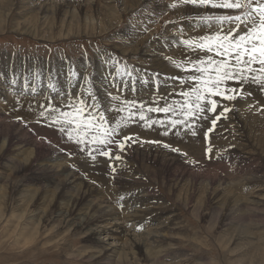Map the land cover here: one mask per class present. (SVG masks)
<instances>
[{
    "label": "rangeland",
    "instance_id": "1",
    "mask_svg": "<svg viewBox=\"0 0 264 264\" xmlns=\"http://www.w3.org/2000/svg\"><path fill=\"white\" fill-rule=\"evenodd\" d=\"M144 1L145 0H141V2L140 0H132L133 6L135 5L138 6V3H140V5L138 6L137 9H135V11L130 12V14H127L126 17L124 16L122 17L123 22L120 23V25H118L119 27H116L115 31L121 29V26L126 27L128 25H134L138 21H142L145 15L152 14L151 12L152 10H150L151 8L145 7L143 9ZM50 2L54 5L53 13L55 14L62 1L51 0ZM36 3L38 2H35V4ZM10 4L12 5L8 6L7 4L0 2V61L2 63L6 62L7 60L6 57H10V59L13 61L14 67L12 68V70L14 72V79L10 81V85H11L10 87L12 89H10L9 92V96L11 95L10 97H12L10 98V101H12V103L4 100L0 101V110L3 111L5 114L7 113L6 116L0 117V119L3 120L9 119L11 121L16 119L13 113L14 107L9 106L10 108H12L10 109L7 103L13 105L15 104V100H22V99H25L28 102H33L34 100H36L35 98H39L38 95L32 96L29 95L28 92L27 93L23 92L24 94H22L18 91V88L15 87L17 84H19V80H18L19 78H16V73H18L22 68H24L27 73L32 70L37 71V75L35 76V79L27 78L29 82H27L26 85L24 84V87L27 89L34 88L36 86V83L42 81V75L45 74L42 73L43 69L39 70L41 66L49 64L54 67L59 63H63V64L69 63L71 67L74 65L72 68L73 69L72 72L76 73L77 66L75 64L78 61L79 63L85 61L86 62L93 61L94 55L98 51L100 52L101 50H105L111 56L116 57L115 59L119 62L120 66L122 67L123 73L125 75L123 79L124 82H126L131 86H135V83L132 82H137V81L147 82L150 85V89L146 93L145 91L143 92V89H141L140 87L139 88L142 90V92L139 88H137L136 90H131V92L129 90L126 91L120 88L118 90L110 89L113 93V96L119 95L122 97L123 100L143 102L145 120L139 119L140 103H137L131 109V111L128 110L126 105H121V107L124 108V111H119L115 107V105L119 104L118 101L110 100L111 102L109 101L107 102L101 100L99 96H96L98 100L102 102V107L100 110L105 111L106 120L109 122L108 126H111L110 124L111 118L114 117L112 115H114L116 111H117L116 113L117 116H119L120 118V122L122 121L121 123L126 125H133L132 127L129 128L130 130L128 129L126 133H130V132L134 133L133 129H135V127L139 128V129L137 128L138 129L137 131L140 132V134L144 133L141 130H145V131L147 130L148 133H151L154 130V128H152L151 126L159 125L160 127L163 124L165 125V127L163 126L162 130L168 129L172 132L173 129L170 128H175L176 125L173 126L171 124V120H177L180 121V123H177L178 128L176 127L177 128L176 130L179 129L178 130L179 132L176 131L174 135L177 138L175 137V139L172 140L173 147L176 148L177 151L185 150L186 152L189 151V153L190 151L193 152L194 150L196 155L200 156L201 158H205L208 164L210 165L213 164L211 168H209L210 170L216 169L223 173L225 182L228 183L227 185L236 183L240 177L248 176L247 172L245 171L242 173L237 172L238 167L240 166L239 158L242 159L241 162L245 166L248 165L253 168L258 167V169L259 168L262 169V171L259 172L260 174L258 173L253 177L259 176L260 178L261 176L262 177L264 176L263 175L264 174L263 172L264 171V93L257 90L255 86H250V85L245 86L246 88L245 90L250 91L251 95H248L243 99L242 98L239 99L240 96L239 97L237 96V99L233 101H227V100L222 101V104L226 105L230 109V111H240L243 114V119L245 120L246 128L245 127L243 128L242 135L245 132L244 133L245 140L247 141L246 144L248 146L240 143L236 145L235 144L236 142L234 143V141L231 140L229 141V139H227L224 136L226 135V132L228 130L227 128L228 124L233 125L232 127L233 131L237 130L236 128L237 125H235L233 121L229 120L228 124H226V122H223L222 124L219 123L218 126V122L224 120L230 111L223 112V108L220 105H218L215 112H207V111L203 113L197 112L192 116H185L183 110H181L179 107V105L183 103L184 97L179 93H181L182 91H188L189 87L188 85H182L179 79H178L179 80L178 87L175 86L174 91H168L166 88L163 91H161V93H156L155 95H152V85L157 90V84L154 82V78H151L149 75H145L143 73L142 74L135 73L133 70L134 65H136L137 63H140L142 65L146 64L147 67L142 65L138 66V68H142L144 70L149 69L150 64L147 61L137 62L138 60H135L133 57L129 55H128L129 57L122 56L121 51L116 49L115 45L112 46L111 44L114 42L118 43L120 40V39H113L116 35L109 37L112 32L106 37L104 36L105 38L104 37L101 38L99 36L97 37L96 35L90 37V35L92 34V32H90V27L84 24L82 20L83 21L86 20L87 23L88 22L93 23L94 20L88 19L85 12L80 13L79 16L81 20L80 22L75 20L72 21L69 26L63 28L64 30L62 32L63 34L60 35L59 29L61 26L57 15L54 16L49 15V17L46 18V20L44 21V19H41L40 13L36 9H33L36 5H28V4L17 5L15 2H11ZM182 6L185 12L190 14L182 15L180 16V18L178 17L179 18L178 20H176L177 19L176 18L175 20L173 19L172 21L165 22L166 23L165 26L166 25L169 26L165 30L166 32L163 31L164 33L161 32L159 34L158 36L159 41L165 40L164 38H166L169 35L172 34L174 35V33L176 32V28H178V26H181L183 24L186 25L188 23L190 25L195 26L191 30H194L193 34L199 35L200 37L205 35L215 34L217 31L220 30V25L215 21H210V22L201 21L199 19L200 17L205 15H228L241 11L237 9H212L210 6L209 7H197L193 5H182ZM192 12H196V13H192ZM229 27L230 25L225 23L223 25L224 31H227ZM178 29L180 32H178V34L175 33L177 37L181 38L180 36H182L181 39H183V37L184 39L189 38L190 36L194 37V35H191L192 33L185 34L184 27L181 28L179 27ZM180 29L182 30L184 29L183 32ZM85 31L86 33H84ZM152 31H153L152 29L145 31V35H150ZM241 31H243V26L241 27ZM66 33L69 34L68 35L69 37H66L67 35ZM74 34L76 36H74ZM161 36L164 38H162ZM192 39L193 38H190V40ZM176 42L178 41L173 42L175 46L180 45V47L183 50H185L186 48L189 50L188 52L179 53L178 55V56H183V58L185 59L189 57L191 59H198L199 58L198 56L197 57L192 56L193 53L201 54L203 56L208 55V53L200 52L198 49L193 50L188 48L186 45L182 43V41L178 43ZM18 58L34 60L35 61L34 65L36 66L37 70L31 67L32 65L31 66L16 65V60ZM87 72L90 75V76L88 75V81H91L94 75L91 71L88 70V68H87ZM182 73H183L182 77L185 78L186 76L187 78L188 74L190 75V68L189 70H183ZM51 75H49L48 85L56 86L59 82V77H60L59 75L57 76V70L52 71ZM160 81H161L160 79L157 80V82ZM229 83L232 82L230 81ZM164 85L171 86L170 84H168L167 81H165ZM92 89L93 86L91 85L90 90ZM91 92L94 91L92 90ZM60 96L62 95L60 94ZM64 96L69 97L65 93ZM84 96L83 97L86 98V100L88 99L87 102L90 103L91 102L90 95L86 94ZM151 96L154 99H156V101H158V104L148 100V98H150ZM65 97H61L59 99L58 97L53 96L51 101L47 100L45 97H41V98L47 100L48 104L50 103L57 104L59 101L67 99ZM212 99L221 101V97H212ZM166 103L172 104L176 110L171 111L168 114H165L163 112H159V114H157V112L147 111L148 107H163L165 106ZM149 104H151L152 106L151 105L149 106ZM53 106H48V109L49 110L53 109L54 108ZM36 109L39 110L38 107ZM26 111L31 112L29 110ZM60 111L61 110H57L52 114L59 117ZM93 111L95 112L94 109ZM45 112L46 110L43 111V113ZM181 112L182 114H180ZM221 112H223V115L220 116V119L217 120L215 126H213L212 120L216 117V115L220 114ZM96 115L98 116L99 113L96 112ZM205 116L207 118H205ZM40 120L44 121V119H40ZM147 121L149 124H146ZM141 123L143 124L141 125ZM30 124L31 126L33 124V126H35L34 128L36 129L38 128L39 132L43 130L46 131L49 134L52 141L56 143L57 146L65 147V149L68 152L71 150L70 151L71 154L69 158H74V160L76 159L77 161H79L77 164L76 162H73V165L74 168L76 169L78 168L84 172V173L82 172V174L85 176V177L83 176L84 182L88 183L93 180L92 182H94L95 185L97 186L99 185L98 187L100 189H103V192L111 187V182L113 179V177L111 176H115L116 173L115 170L106 171V166H105L106 160H105V164H103L102 161L104 160L103 153L108 151L107 152L108 158H106L104 155V158L107 160L110 159V154L111 156L116 158L117 154L119 155V150L121 149V147L119 146L120 143H122L123 146L125 147L127 141L129 140V139H125L126 137H130L131 135H135V136L130 139H135L137 136L139 137L138 134H131L122 137L119 134L113 133L111 134L113 143L104 145V144L94 143L89 140L84 144L77 145V143H75V136H76L75 130L72 131V136L74 138L73 140L70 141L67 131L61 133L59 131L60 125L54 124L53 121L47 125H45L44 122L38 123V121H34V122L32 121ZM180 126L181 128H179ZM221 132H222V137H220L221 135H219L221 134ZM163 134H165V132H162L160 136L165 137L166 135ZM180 134H183L181 138L179 137ZM187 136L190 137L191 139L189 140ZM120 139L121 141H119ZM189 141L193 143V145L191 144V146L195 149L190 147ZM222 142L224 146L226 143L227 146L229 145L230 149L228 150H230V153H233V151L231 150L235 149L234 151L239 154L238 157H236L238 158V160L235 157L234 159L231 158L229 160H221L217 162H214L216 160L208 161L206 159V158H210V156L217 153V149H218L217 147L223 146ZM231 144L235 146L233 145L231 146ZM93 156L95 157V159H92ZM118 160H120V158L117 159L116 161ZM82 164L85 166H83ZM111 164L112 162L111 163L108 162V165ZM132 167L135 168L137 176L141 177L138 179L139 181L137 180L136 186L144 185L143 187H147L148 189L151 190V194L155 198V200H158L159 203L161 202V206L156 205L155 207H153V209L159 212L162 211L161 213H165L164 217H168V215L172 214L171 216L173 217L175 223L172 225L179 228L178 230L172 231V236L173 237L175 236L176 238L170 241L172 242L170 244L171 246L166 247L167 249L172 248L173 250L175 248L176 250L175 255H177L178 258L177 260L182 259L184 256L187 259V261L183 264H244V262H249V261L251 262V260L254 259L255 257L254 251L249 250L250 249L249 244L254 243L255 245L256 243L258 244L260 242L259 244H261V242H263L262 240H264V215L260 214L259 216H257L256 214L253 216L252 214H246V213L243 214L244 212H242L238 216L237 215L229 216L224 210L221 211L218 208H214V206H211L207 202L208 201L207 195L203 191H201L200 188L197 190L198 186L194 187L193 190L192 188H189L192 186L187 183L186 184L183 183L184 185L182 183L179 184L180 186L178 188H173L167 185L166 173L165 172L163 173L161 171L160 162L157 160L152 162L140 158L138 159L137 163L132 164ZM12 169L13 167L11 165L0 161V175L1 177H3L2 179H0V187L4 185L9 186L4 191L2 189L0 191V195L3 196L0 199V216H1L0 217V264H106L104 261H94L93 259L84 257L85 254H87L86 251H89L88 248L86 247L84 236L82 235L76 236L75 235L76 233H74L73 231L72 232L69 231L70 227L66 228L62 225V223H59L62 215L61 217H56L55 214L53 215L52 211L54 206L52 204V201L50 200L52 198L51 192L53 190V187L49 188L47 201L44 200L43 204L35 201L34 199L32 202H29L28 200L30 198L29 197H28L29 199L27 198V192H25L26 191L25 188H23V192L14 188L16 184L22 181L21 179H23V174L22 173L17 174L14 171H12ZM89 170H92L93 172ZM260 180L262 182L261 184H264V177L260 178ZM22 183L29 186H35V185L40 186L42 184L44 185L48 184L45 181L31 180V177L29 176H27ZM136 186H134L133 188H135ZM183 188H185L186 190ZM233 189H235L233 191V193L235 192V196H236V197L234 196L235 201L238 202L239 200L238 203H241L242 202L240 201L241 198H245V196L248 197L253 195L252 189L254 188L249 186L248 188H244L243 191H239L236 188ZM178 190L180 191V193H178L179 192ZM17 191L20 193H18ZM18 196L19 198H17ZM115 196L119 197L120 199L124 198L122 199V202L125 200L124 202H127L128 204L131 203L130 200L132 199V196H128V197L123 196L122 192H120L118 195L117 193H115ZM237 196L241 198L237 199ZM122 202L120 203L123 204L124 202L123 203ZM157 203L158 202H156V204ZM119 210L121 211L122 209ZM134 210L136 209L130 208L129 211L126 210L125 212L128 211V213H130V211L132 212ZM43 212H45V214H43ZM128 213L127 215L125 214L126 224L130 225L131 226L130 228L134 226L135 230L139 231L138 226L135 224L138 221L135 220L133 221L131 218H129L131 214ZM223 213L226 215H224ZM42 214L44 215V217ZM240 215L242 216L240 217ZM41 216L44 218L43 220H40ZM51 217H53V219H51ZM153 222L154 221L147 220L144 226L148 224H153L154 226H156V224L158 223L157 221L154 223ZM115 229L116 227L110 228V231H115ZM237 232L240 234H238ZM246 233H254L253 235L251 234L252 238L249 239L247 243L245 244L243 243L240 245L238 242H236V239H238V237ZM99 239L101 241H104L105 244L112 243V240H110L108 237H105V235L100 236ZM243 252L245 253V255L241 256L244 254ZM247 254H249L248 258H247L248 256ZM177 260L172 259V263L181 264ZM261 260L262 262H264V259ZM161 261L165 264H169V263L171 264V262H165L163 260ZM161 261L159 260L155 264H163ZM117 262L118 261H115L110 264H116ZM122 262H123L122 259H120L119 264H122ZM124 264H150V263L143 257V254L140 251H137L133 262L132 263L128 262Z\"/></svg>",
    "mask_w": 264,
    "mask_h": 264
},
{
    "label": "bare ground",
    "instance_id": "2",
    "mask_svg": "<svg viewBox=\"0 0 264 264\" xmlns=\"http://www.w3.org/2000/svg\"><path fill=\"white\" fill-rule=\"evenodd\" d=\"M50 1L51 0H0V2H3L8 6L12 5L10 4L11 2H15L17 5H21V4L36 5L33 9H36L40 13L41 19H44V21L46 20V18L49 17V15L50 16L57 15L61 26L59 29L60 35L63 34L62 33L64 31L63 28L69 26L72 21L75 20L80 22L81 21L79 17L80 13L85 12L88 19L94 20L93 23L91 22L87 23L86 20L85 21L82 20L84 24L90 27V32H92L90 37L96 35L97 37L99 36L103 38L104 36L106 37L112 32L109 37L116 35L113 39H120V40L118 43L114 42L111 44L112 46L115 45L116 46L115 48L121 51L122 56L129 55L133 57L135 60H138L137 62L147 61L150 64V68L148 67L149 69L144 70L142 68H138V66L139 65L141 66L142 64L137 63L136 65H134L133 70L135 73L138 74L143 73L145 75H149L151 78H154V82L157 84V90L152 85V95H155L156 93H161V91H163L166 88L168 91H174L175 86L178 87L179 80L170 79V77H182L183 75L182 73L183 70L175 68L170 63L169 58H171L172 60L183 62L185 58H183V56H178V55L179 53L188 52L189 50L187 48L183 50L180 47V45L176 44L178 46H175L173 42L174 41L183 42L185 41V39L190 40V38L200 37L199 35L193 34L194 30L191 29H193V27L195 26L190 25L188 23L186 25L180 24L181 26H178V28L184 27L185 29V30L183 29L184 33L185 34L192 33L191 35H194V37L190 36L189 38H185V39L183 37V39H181L182 36H180L181 38H179L176 36L175 33L178 34V32L180 31L178 28H176V32L174 33V35L173 34L169 35L166 38L161 36L165 40H160V41L158 40L159 34L163 31L166 32L165 30L169 26V25L165 26L166 24L165 22L172 21L173 19L175 20L176 18H177L176 20H178L180 16L190 14L185 12L179 0H145L143 3V9L145 7L151 8L150 10H152L151 11L152 14L145 15L142 21H138L134 25H128L126 27L121 26V29L117 31H115L116 27H119L118 25H120V23L123 22L122 17L123 16L126 17L127 14H130V12L135 11V9L138 8L140 3H138V6L136 5L133 6L132 0H86V1L60 0L62 2L58 7L57 12L54 14L53 13L54 5ZM53 1H59V0H53ZM35 2L38 3L35 4ZM173 3L177 4L176 8L170 7V5ZM192 13H196V12H192ZM150 29L153 30L151 34L145 35V31H148ZM84 33H86V31ZM75 34L74 36H76ZM68 35L69 34H67L66 37H69ZM98 52L94 55L93 61L90 62L85 61L82 63H79L78 61L75 64L77 66L76 67L77 72L75 73V75H72L73 73L72 68L74 65L71 67L69 63L67 64L59 63L54 67L49 64L41 66L39 70L43 69L42 73L45 74L42 75V81L36 83V86L34 88L27 89L24 87V84L26 85V83L29 82L27 78L35 79V76L37 75V71L32 70L27 73L26 70L22 68L18 73H16V78H19L18 79L19 84H17L15 87H17L18 91L22 94L28 92L29 95L32 96L38 95L39 98H35L36 100H34L33 102H28L25 99L15 100V104L13 105L10 104L12 103V101H10V98L12 97H10L11 95L9 96L10 89H12L10 87L11 86L10 81L14 79V72L12 70V68L14 67L13 61L10 59V57H6L7 58L6 62L2 63L0 61V101L4 100L10 102L7 103V105L8 107L9 106L14 107L13 113L15 115L14 117L16 118L15 120L12 121L9 119H4V120L0 119V161L11 165L13 167L12 171H14L15 173L23 174V179H21L22 181L16 184L14 188L22 192H23V188H25L26 189L25 192H27V198L28 197L30 198V199L28 198L29 202H32L34 199L35 201L43 204L44 200L47 201L49 188L53 187V190L51 192L52 198L50 199L54 206L52 211L53 215L55 214L56 217H61L62 215L59 223H62V225L66 228L70 227L69 231L71 232L73 231L74 233H76L75 234L76 236L77 235L84 236L86 247L89 250L86 251L87 254H85L84 257H88L90 259H93L94 261H104L106 264H110L115 261H118L117 263L119 264L120 259H122L123 261L122 264H124L128 262L132 263L135 258L136 252L140 251L143 254V257L150 264L151 263L155 264L159 260L160 261L163 260L165 262H171V264H173L172 259L173 260L178 259L177 255H175V251H176L175 248L174 250L172 248L171 249L166 248L171 246L170 244L172 242L170 241L176 238L175 236L174 237L172 236V231L179 229L176 226L172 225L175 224L174 219L171 216L172 214L168 213L170 215H168V217H164L165 213H161L162 211L159 212L153 209V207H155L156 205L161 206V202L159 203L158 200H155V198L151 194V190L148 189L147 187H143L144 185L136 186L137 180L141 177L137 176L135 168L132 167V164L137 163L138 159L140 158L152 162L156 160L159 161L161 166V171L163 173L164 172L166 173L167 185L173 188H178L180 186L179 184L181 183L182 184L187 183L191 185L192 187L189 188H192L193 190L194 187L198 186L197 190L200 188L201 191H203L207 195L208 198L207 202L211 206H214V208H218L221 211L224 210L229 216L232 215L238 216L242 212H244L243 214L245 213L252 214L253 216L256 214L257 216H259L260 214L264 215V184H261L262 179L260 180V178H263L264 176L263 177L261 176L260 178L259 176L253 177L254 175L261 172L262 169L260 168L258 169V167L253 168L248 165L245 166L241 162L242 159L239 158L240 166L238 167L237 172L242 173L245 171L247 172L248 176L240 177L236 183L227 185L228 183L225 182L223 173L216 169L210 170L209 168H211L213 164L211 165L208 164L205 158H201L200 156L196 155L194 150L193 152L190 151L189 153V151L186 152L185 150L177 151L176 148L173 147L172 140L175 139L176 136L174 135L176 131L179 130V129L176 130L178 128L177 124L175 128H170L173 129L172 132L168 129L162 130L163 126L165 127V125L163 124L160 127L159 125L151 126L152 128H154L153 132L151 133H148L147 130L145 131L140 129L141 131L144 132L140 134V132L137 131L139 129L138 127H135V129H133L134 133L133 132L126 133L128 129L133 125H126L121 123L122 121L120 122V118L116 114L117 111L114 115H112L114 117L111 118V122H110L111 124L110 127H116V122L117 121L120 122V126L116 128L115 133L121 135L122 137L131 134H138L139 137L137 136L135 139H129L127 141L126 146L125 147L123 146V148L119 150V155L117 154V156L120 157V160L116 161L117 159L111 156V154H110V159L107 160L104 158L103 155L104 160L102 161L103 164H105V160H106V165H105L106 171L108 170L116 171L115 176H111L113 177V179L111 178L112 179L111 187L109 189L107 187L108 190H105L103 192V189H100L98 187L99 185L97 186L95 185L94 182H92L93 180L88 183L84 182L83 178L85 176L82 174L83 171H81L78 168L77 170L76 168H74L73 165V162H76L77 164L79 161H77L76 159L74 160V158H69L71 154L70 152L71 150L68 152L65 149V147L57 146L56 143L52 141V139L50 138L49 134L46 131L43 130L44 132L43 131L39 132L38 128L37 129L34 128L35 126H33V124L32 127L30 123L32 121L33 122L38 121V123L44 122L45 125L50 124L52 122V119L50 118L51 110L48 109V106L54 105L53 107L57 110L69 111L70 109L66 107V105L79 101V99L80 100L83 99L84 101H87L88 99L86 100V98H84L85 97L84 95L86 94H89L91 99H92L91 95H95V96H99L101 100L111 102L110 100H111V96H113V93L110 89L118 90L120 88L126 91L129 90L131 92V90L133 89L136 90L137 88L140 87L141 89H143V92L145 91V93L150 89V85L147 82H140V81L132 82L135 83V86H131L126 82H124L123 79L125 75L123 73L122 67L120 66L119 62L115 59L116 57L111 56L105 50H101L99 53ZM192 56L200 57L203 55L193 53ZM34 63L35 61L31 59L27 60L25 58L22 59L18 58L16 60V65L19 66L32 65L31 67L37 70ZM142 66H146V64H143ZM87 68L94 75L91 81H88L89 74L87 72ZM56 70H57V76L58 75L60 76L59 82L56 86H49L48 85L49 75H51L52 71H56ZM158 79H160L161 81L157 82ZM165 81H167L168 84H170L171 86H167V85L165 86L164 85ZM91 85L93 86L92 90L94 92H91L92 90H90ZM64 93L68 95L70 98L65 97ZM60 94L62 96H60ZM53 96L58 97L59 99L61 97H65L67 99L61 100L57 104H53V103L48 104L47 100L51 101ZM41 97H45L47 100H44ZM148 100L152 102L156 101V99H154L152 96L148 98ZM150 105L151 104H149V106ZM37 107L39 110L36 109ZM26 110H29L31 112H28ZM44 110H46L45 113H43ZM41 113H43V115H41ZM6 114L0 110V117H4L6 116ZM180 114H182V112ZM40 119H44V121H41ZM229 120L233 121L235 125H237L236 131L232 130L233 125L228 124ZM243 120H244L243 114L240 111H230L224 120L218 122V126L219 123L222 124L223 122H226V124H228L227 126L228 130L224 137L229 139V141L231 140L234 141V143L236 142L235 143L236 145H238L239 143L247 145L246 144L247 141L245 140V135H244L245 132L242 135L243 128L244 127L246 128L245 120L244 121ZM143 123H141V125ZM146 124H149L148 121ZM179 128H181V126ZM162 132L167 133V134H163L166 135L165 137L160 136ZM219 135H221L220 137H222V132ZM134 136L135 135H131L130 138ZM181 136H183V134L179 135L180 138ZM188 138L189 140L191 139L190 137ZM119 141H121V139ZM191 144L193 145V143L189 141L190 147L193 148ZM226 144L225 146L223 144V146L217 147L218 148L217 153L210 156V158H206V159L208 161L216 160L214 162H217L221 160H229L231 158L234 159V157L235 158L238 157L239 154L234 151L235 149L231 150L233 151V153H230V150H228L230 149L229 145L227 146ZM165 145H167V147H165ZM232 145L233 144H231V146ZM105 157L108 158L107 155H105ZM236 159L238 160V158ZM108 162L110 163L112 162V164L108 165ZM89 171L93 172L92 170ZM27 176L31 177V180L45 181L48 184L47 185L42 184L40 186H36V185L29 186L23 184L22 182ZM2 178L3 177H1L0 175V179ZM134 186H136L135 187L136 189L133 188ZM249 186L254 188L252 189L253 195L248 197L245 196V198L238 197L239 196L238 195L237 199L241 198L240 201L242 202L238 203L239 200L238 202L235 201L234 199L235 192L233 193L235 189L233 188H236L239 191H243L244 188H248ZM8 187L9 186L7 185L1 186L0 191L1 189L4 191ZM120 192L123 193V196H127V197L132 196V199L130 200L131 201L130 204L124 202L125 200L123 201L124 202L123 203L122 199L124 198L120 199L119 197L115 196V193H117L118 195ZM178 193H180V191ZM1 197L3 196L0 195V199ZM17 198H19V196ZM120 202H122L123 204H121ZM156 202L158 203L156 204ZM130 208H134L136 210L132 212L130 211V213H128ZM119 209L122 210L120 211ZM126 210L128 211L125 212ZM127 213L131 214L129 218H131L133 221L134 220L138 221L135 224L138 226L139 231L135 230L134 226L130 228L131 226L126 224L125 214L127 215ZM43 214H45V212H43ZM242 215H240V217ZM43 217L41 216L40 220H43L44 219ZM51 219H53V217H51ZM147 220L148 221L151 220L154 222L157 221L158 223L156 224V226H154L153 224H148L144 226ZM114 227H116L115 231H110V228H114ZM254 233H246L244 235H241L240 237H238V239H236V242H238L240 245L243 243L245 244L248 242L249 239L252 238L251 234L253 235ZM102 235H105V237H108L110 240H112V243L105 244L104 241H101L99 237ZM262 241L263 242H261V244H259L260 243L259 242L258 244L256 243L255 245L254 243H250V244L248 243L250 247V249L249 247L248 249L254 251L255 257L253 260H251V262L248 260L250 263L244 262V264H264V262H262L261 260L264 259V240ZM244 255L245 253L241 256ZM247 255L248 258L249 254ZM177 261L183 264L187 261V259L183 256L182 259H179Z\"/></svg>",
    "mask_w": 264,
    "mask_h": 264
},
{
    "label": "snow or ice",
    "instance_id": "3",
    "mask_svg": "<svg viewBox=\"0 0 264 264\" xmlns=\"http://www.w3.org/2000/svg\"><path fill=\"white\" fill-rule=\"evenodd\" d=\"M179 2L181 5L241 10L234 14L205 15L199 18L201 21L217 22L220 30L215 34L185 40L182 43L190 49L208 53L207 56H200L198 59L189 57L183 62L169 58L170 63L177 69L189 70L190 66V75L187 78L170 77L174 80L179 79L182 85L189 87L188 91L179 93L184 97L183 103L179 105L184 115L192 116L197 112L205 111L215 112L218 105L223 108V112L230 111L222 101H233L237 96L243 99L251 95L250 91L245 90L246 85L255 86L264 93V0H179ZM170 7L176 8L177 4L173 3ZM225 23L230 25L227 31L223 29ZM242 26L243 31H241ZM230 81L232 83H229ZM212 97H221V101ZM111 100L119 102L115 105L119 111H124L121 105H126L131 111L137 103H140L139 119L145 120L143 102L123 100L121 96H111ZM153 103L158 104V101ZM66 107L70 110L60 111L59 117L52 115L57 109H51L50 118L53 123L60 125L61 133L67 131L70 141L73 140L72 131L75 130L77 145L89 140L104 145L113 143L111 134L116 132L120 122H116V127L108 126L105 111L100 110L102 102L95 95H92L90 103L81 99ZM147 111L168 114L170 111H175V108L172 104L166 103L163 107H148ZM96 112L99 113L98 116ZM223 112L212 120L213 126ZM177 123L180 121L171 120L173 126ZM119 146L123 148L122 143ZM92 159L95 157L93 156Z\"/></svg>",
    "mask_w": 264,
    "mask_h": 264
}]
</instances>
